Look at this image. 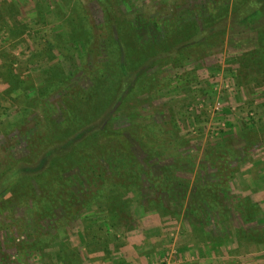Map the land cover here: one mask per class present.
I'll list each match as a JSON object with an SVG mask.
<instances>
[{
	"label": "rangeland",
	"instance_id": "374dc122",
	"mask_svg": "<svg viewBox=\"0 0 264 264\" xmlns=\"http://www.w3.org/2000/svg\"><path fill=\"white\" fill-rule=\"evenodd\" d=\"M261 33L264 0H0V264H264Z\"/></svg>",
	"mask_w": 264,
	"mask_h": 264
},
{
	"label": "trees",
	"instance_id": "16d2710c",
	"mask_svg": "<svg viewBox=\"0 0 264 264\" xmlns=\"http://www.w3.org/2000/svg\"><path fill=\"white\" fill-rule=\"evenodd\" d=\"M257 2H262V0H257ZM255 9H256L255 7L252 8L250 12L255 11ZM110 34L111 36L114 35V33H110ZM259 39H261L263 43L262 48H264V33L263 34L261 33L259 35ZM127 48H129V46ZM127 57H125V61H123L127 69L129 66H138L140 62H142L138 59H132L131 55L127 54ZM150 57L151 56H149L145 61H147ZM115 66L118 67L116 70L117 72L112 71V73H110L109 80L111 81L108 85V88L105 89V93H100L97 91V93L94 96H92L91 94H87L84 96V97H88L92 103H89L90 105L86 106L88 109V114L86 115L87 121L85 120L86 124H84V128L80 129L81 132H79L80 130L78 131L79 133L76 132L77 133L76 137L78 138L83 137V135L92 131L96 126H102L106 118H111L112 115L114 116V114L115 115L118 114L117 112L113 113L115 106L117 105L118 101H121L123 95L126 92L129 95V92L133 89L134 87L133 80L135 79L136 76L134 75L130 76L127 73L124 74L121 73L123 71V68L122 65H120L118 62L117 65ZM100 79L103 80V77H100ZM119 85L120 87L117 88ZM104 108H106V112Z\"/></svg>",
	"mask_w": 264,
	"mask_h": 264
},
{
	"label": "crops",
	"instance_id": "0c3cea01",
	"mask_svg": "<svg viewBox=\"0 0 264 264\" xmlns=\"http://www.w3.org/2000/svg\"><path fill=\"white\" fill-rule=\"evenodd\" d=\"M139 242H140V241H139ZM139 242L135 243V245H136L137 248L139 247V244H138ZM135 245H134V246H135ZM141 253H142V252H141ZM148 255H149V254L147 253L146 256H148ZM134 263H135V264H143V263H145V262H140V261H136V260H135ZM145 264H146V263H145Z\"/></svg>",
	"mask_w": 264,
	"mask_h": 264
},
{
	"label": "built area",
	"instance_id": "2783aa9c",
	"mask_svg": "<svg viewBox=\"0 0 264 264\" xmlns=\"http://www.w3.org/2000/svg\"><path fill=\"white\" fill-rule=\"evenodd\" d=\"M168 264H173V263L169 261Z\"/></svg>",
	"mask_w": 264,
	"mask_h": 264
}]
</instances>
